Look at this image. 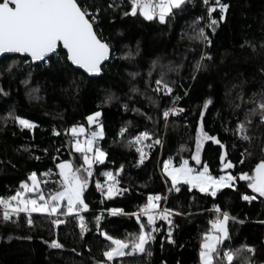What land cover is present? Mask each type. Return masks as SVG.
Returning a JSON list of instances; mask_svg holds the SVG:
<instances>
[{
    "label": "trees",
    "instance_id": "16d2710c",
    "mask_svg": "<svg viewBox=\"0 0 264 264\" xmlns=\"http://www.w3.org/2000/svg\"><path fill=\"white\" fill-rule=\"evenodd\" d=\"M221 2L229 7L222 21L218 8L212 13L218 20L213 30L207 26L208 14L202 0L173 9L174 15L167 17L164 24L147 21L139 13L123 15L130 12L129 0H78L90 12L99 9L95 31L112 48V57L97 79L75 69L63 50L48 64L33 63L21 56L0 62V196L14 194L33 171L39 180L47 181L41 184L45 193L55 192L60 180L57 163L67 160L74 168L83 165L81 153L74 151L71 134L65 130L73 125H87L86 117L96 111L101 112L99 121L104 132L99 147L107 153L102 164L94 165L83 194L89 205L85 212L89 231L81 237L79 222L71 215L62 218L64 223L58 226H53L43 214L32 215L33 225L27 224L23 213L11 221H4L0 215V264L105 261L102 253L110 242L96 231L94 216L103 213L101 229L123 239L138 232L136 217L111 215L107 209L138 212L149 195L157 194L161 196L159 207L165 205L173 210L169 219L174 242L167 238V221L158 219L159 231L154 233L150 245L152 255H127L120 258L123 264H200L203 233L217 215L216 206L230 217V239L224 241L223 247L248 245L255 249L254 254L242 251L233 264L264 263V198L255 194L257 199L252 202L241 199V194L253 193L246 182L239 180L235 188H223L215 197L186 184H178L180 190L176 191L163 172V162L169 158L175 166L187 159L195 167L191 156L206 100L211 103L204 109V131L219 139L224 148L206 141L202 164L206 163L213 175L222 174L219 157L225 150L226 159L235 165L228 169L233 175L241 171L251 174L250 170L264 159V123L259 115L252 116L247 125L250 141L235 132L238 122L253 107L251 99H258V94L264 92V0ZM199 28L204 29L210 45L197 38ZM205 54L211 59L201 61ZM197 63L202 64L198 70ZM9 65L10 70H6ZM161 75L172 87V94L154 91ZM238 94L242 99H237ZM108 96L112 99L105 103ZM177 96L174 106L184 111L170 113L165 121L163 110L172 107ZM10 113L33 121L36 127L22 128ZM121 128H126L123 136ZM53 129L60 135H55ZM144 131L151 134L144 145L152 147L143 148L146 158L141 162L136 148L142 146L129 141ZM157 138L161 143L153 144ZM49 170L51 174L45 176ZM105 171H112L119 180L117 187L126 191L112 198L102 195L96 181L104 184ZM142 219L146 223V218ZM53 239L63 247H49Z\"/></svg>",
    "mask_w": 264,
    "mask_h": 264
},
{
    "label": "snow or ice",
    "instance_id": "6c2138e0",
    "mask_svg": "<svg viewBox=\"0 0 264 264\" xmlns=\"http://www.w3.org/2000/svg\"><path fill=\"white\" fill-rule=\"evenodd\" d=\"M192 2L193 0H129L130 12L125 11L123 15L136 16L139 13L147 21L156 20L160 24H164L167 17L174 15L173 9H182L187 3ZM202 3L207 9L209 21L207 26L215 30L214 26L218 24V20L212 17V13L218 8L219 20L222 21L229 5L222 3L221 0H213L212 3L210 0H202ZM112 6L109 5V7ZM98 12L99 9L90 12L87 7L81 6L78 0H0V54H25L31 58L32 62L48 64L52 56L57 53L58 46L62 45V48L66 50V60L70 61L71 65L78 66L88 74H99L102 71L103 62L109 59L110 45L94 30ZM198 19H203V17ZM197 38L211 44L210 39L204 35L203 28L198 29ZM204 59H211V56L202 55L201 61ZM201 67V63H197L195 66L196 70ZM10 68L11 65L6 70H10ZM155 84L154 91H162L165 95L172 94L173 89L163 79V75L156 79ZM32 91L35 92L38 89ZM258 96V99H251L253 107L248 109L245 119L238 122L235 129V132L245 141H250L247 125L251 123L252 116L259 115L260 122L264 123V92L259 93ZM111 99L112 97L108 96L104 102L107 103ZM178 99V96L174 97L173 106L163 110L162 115L165 121L170 113L176 115L184 111L183 108L174 106ZM237 99H242V95L238 94ZM210 103L211 100H206L200 112L201 126L195 137L196 150L191 156L197 165L201 164L200 152L204 141H212L224 148L221 141L215 136L209 135L202 126L204 109H207ZM239 106V104L236 105V107ZM9 115L12 116L11 113ZM100 116L101 112L96 111L86 117L89 129L95 125V130H86L83 124L73 125L70 129L65 130L66 133L71 134L70 139L75 152L81 153L83 165L74 168L72 162L67 160L57 163L55 167L59 169L60 180L57 182L59 187L55 192L48 193H45L41 188V184L47 183V181L39 180L37 173L31 172L28 180L22 181L14 194L7 197L0 196V215L4 221L18 219L23 213L27 224L33 225L32 214L39 213L50 219L53 226H58L64 223V220L60 219L61 216L71 215L79 222L81 237L89 231L85 216L81 215L89 208L83 193L89 184V177L93 175V165L102 164L107 156L98 143L104 135L103 125L98 119ZM12 118L22 128L32 130L36 127L31 120L20 116H12ZM125 131L126 128H121L120 135L123 136ZM53 133L60 135V132L55 129H53ZM146 139H151V134L144 131L129 141L130 144L142 146L136 148L140 154L141 162L146 158L143 148L152 147V144L144 145ZM152 143L160 144L161 140L157 138ZM45 151L47 150L45 149ZM226 155L223 153L219 157L222 170V174L219 175H213L206 163L199 170L195 169L189 165L187 159H182L179 166H174L172 159L169 158L163 162V170L171 179V187L176 191L180 190L177 185L183 182L190 188L215 197L217 192L223 188H235L236 182L239 180L246 182V187L253 193V195L241 194V199L252 202L257 199L255 194L264 198V159H261L250 170L251 174L241 171L233 175L231 172L223 171L235 167L231 160L226 159ZM241 155L243 156V153ZM240 163H243V160ZM120 170H122V166L117 170V175ZM50 174L51 170L44 173L45 176ZM103 175L107 178L104 184L96 181V188L101 191L102 195L112 198L126 191L117 187L119 180L116 179L112 171H105ZM160 200L161 196L158 194L149 195L147 202L139 207L138 212L124 213L123 209L115 207L107 209L111 215L126 214L136 217L139 224L138 232L130 233L123 239L113 237L103 231L99 224L102 217L94 216L96 231L110 242L102 253L106 260L100 261L98 264H112L113 261L123 264L120 258L137 253L150 257L152 255L150 245L155 239L154 233L159 231L156 227L158 219L167 221L169 224L167 238L170 243L174 242L171 238L172 220L169 219L173 210L168 208L158 210ZM215 213L217 215L210 221V229L203 233L199 251L200 264H233L234 258L239 256L242 251L254 254V247L248 245H241L235 249L223 247L224 241L230 239L227 226L230 217L227 211H222L218 206L215 207ZM142 218H146V223ZM232 219L236 218L232 217ZM49 247L62 248L63 245L53 239L49 243ZM245 259L249 260L248 257Z\"/></svg>",
    "mask_w": 264,
    "mask_h": 264
},
{
    "label": "water",
    "instance_id": "95a60500",
    "mask_svg": "<svg viewBox=\"0 0 264 264\" xmlns=\"http://www.w3.org/2000/svg\"><path fill=\"white\" fill-rule=\"evenodd\" d=\"M94 30H95V27H94ZM60 50H63L65 53H66V50H64L62 48V45L58 46V49H57V53L60 51ZM56 53V54H57ZM15 56H21V57H27V58H30L28 56H26L25 54H19V53H4V54H0V62L2 60H4L5 58L7 57H15ZM54 56V55H53ZM52 56V57H53ZM112 57V48L110 47V52H109V59L104 61L103 64H102V71L99 73V74H88L86 72L83 71V69H79L78 66H75V65H72L75 69L83 72L84 74H86L87 76L91 77V78H94V79H97L99 77H101L103 75V66L108 63L110 61ZM31 59V58H30ZM33 63H39V62H33ZM69 63L71 64V62L69 61Z\"/></svg>",
    "mask_w": 264,
    "mask_h": 264
},
{
    "label": "rangeland",
    "instance_id": "374dc122",
    "mask_svg": "<svg viewBox=\"0 0 264 264\" xmlns=\"http://www.w3.org/2000/svg\"><path fill=\"white\" fill-rule=\"evenodd\" d=\"M100 118V117H99ZM98 118V119H99ZM85 126V128H86V130H95V125H92L91 126V129H89V126H88V124L87 125H84ZM201 126V120H200V122H199V126H198V128ZM202 126H203V123H202ZM81 139H83V138H81ZM205 143H206V141H204L203 142V144H202V147H201V152H200V155H201V164L200 165H197L196 164V162H195V167H193V168H195V169H200L201 167H202V153H203V149H204V146H205ZM74 149V148H73ZM195 150H196V146H195ZM74 151H75V149H74ZM223 153H225V150L223 151ZM175 166V165H174ZM93 167H94V165H93ZM192 167V166H191ZM223 171H225V172H230L228 169H226V170H223ZM163 172H164V170H163ZM165 173V172H164ZM165 176L170 180V182H171V179L166 175V173H165ZM90 178V177H89ZM30 183V182H29ZM109 183H111V181H109ZM180 184H184L183 182H181ZM189 186V185H188ZM190 187V186H189ZM193 189H195V188H193ZM197 190V189H196ZM86 191V189L84 190V192ZM84 194V193H83ZM33 214H39V213H33ZM32 214V215H33ZM65 216H61L60 217V219H62V218H64ZM264 264V263H263Z\"/></svg>",
    "mask_w": 264,
    "mask_h": 264
},
{
    "label": "built area",
    "instance_id": "2783aa9c",
    "mask_svg": "<svg viewBox=\"0 0 264 264\" xmlns=\"http://www.w3.org/2000/svg\"><path fill=\"white\" fill-rule=\"evenodd\" d=\"M164 208H166L165 205L159 207L158 210H162V209H164ZM81 215L85 216V212H82ZM173 215H174V213H172L170 216H173ZM100 216L103 217V213H100ZM85 220H86V216H85Z\"/></svg>",
    "mask_w": 264,
    "mask_h": 264
}]
</instances>
